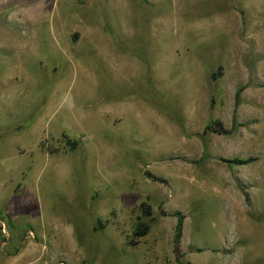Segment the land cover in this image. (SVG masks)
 <instances>
[{
    "label": "rangeland",
    "instance_id": "rangeland-1",
    "mask_svg": "<svg viewBox=\"0 0 264 264\" xmlns=\"http://www.w3.org/2000/svg\"><path fill=\"white\" fill-rule=\"evenodd\" d=\"M4 173L0 264H264V0H0Z\"/></svg>",
    "mask_w": 264,
    "mask_h": 264
},
{
    "label": "crops",
    "instance_id": "crops-1",
    "mask_svg": "<svg viewBox=\"0 0 264 264\" xmlns=\"http://www.w3.org/2000/svg\"><path fill=\"white\" fill-rule=\"evenodd\" d=\"M17 182L18 179L15 181L14 176H12L10 173L0 174V223H4L7 229V234H4L0 228L1 246L7 244V242L11 239L10 219L14 218L15 215L19 214V212H22V209L26 211L25 208L27 206L25 204V200H20L18 195H16L15 188L17 186ZM7 221H9V225L7 224ZM33 237H36L34 233ZM36 245L37 244L33 240L28 241L24 245L27 246L26 248H22L14 254H8L3 260L4 264H24L30 262L32 255L35 252Z\"/></svg>",
    "mask_w": 264,
    "mask_h": 264
},
{
    "label": "trees",
    "instance_id": "trees-1",
    "mask_svg": "<svg viewBox=\"0 0 264 264\" xmlns=\"http://www.w3.org/2000/svg\"><path fill=\"white\" fill-rule=\"evenodd\" d=\"M221 73V66L218 67L217 70L212 72V77L215 78L219 76ZM242 90V87L238 88L235 92V106L238 105L239 98H240V92ZM204 130H212L214 132H217L219 134H228L230 131L227 128H224L222 125V122L218 119H215L211 121L210 123L206 124ZM67 143L71 145L70 147L74 149V146L77 144L73 141H70L67 139ZM256 157H247V158H223L224 161L233 163V164H246L249 163L253 160H255ZM148 176H150L154 180H159L162 181L163 179L152 175L151 173L147 172L146 173ZM140 208L142 211V217H149L148 220H152L151 217V206L147 202H141ZM183 215L177 213V221L175 225V233H174V252L176 253V257H180L179 254V249H178V244H179V239L182 233V225H183ZM103 227L102 222L98 219L93 226L94 230H98ZM150 229V223L144 219H141L140 217H137V221L135 222L134 228L132 230V240L129 241V244L134 245L137 244L138 239L142 238L145 236ZM189 264V263H188Z\"/></svg>",
    "mask_w": 264,
    "mask_h": 264
},
{
    "label": "built area",
    "instance_id": "built-area-1",
    "mask_svg": "<svg viewBox=\"0 0 264 264\" xmlns=\"http://www.w3.org/2000/svg\"><path fill=\"white\" fill-rule=\"evenodd\" d=\"M0 228H1L2 233L7 234V229L4 223H0Z\"/></svg>",
    "mask_w": 264,
    "mask_h": 264
}]
</instances>
